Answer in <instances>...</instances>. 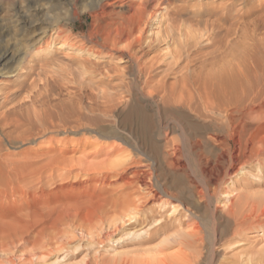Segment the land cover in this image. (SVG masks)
Instances as JSON below:
<instances>
[{
  "label": "rangeland",
  "instance_id": "1",
  "mask_svg": "<svg viewBox=\"0 0 264 264\" xmlns=\"http://www.w3.org/2000/svg\"><path fill=\"white\" fill-rule=\"evenodd\" d=\"M98 1L0 0V113L6 111L3 115L11 119L14 108H10V103L20 107V112L15 107L12 114L18 131L13 128L14 121L8 120L13 125L9 123L3 128L6 125L0 119L3 126H0V264H86L90 261L93 264L94 260L101 264L110 259H144L153 254L147 250L152 251L167 238L142 243L127 235L131 227L123 226L113 233L110 230L107 239L103 236L108 235L107 226L101 224L100 214L110 207V199L115 200L123 193L124 181L112 182L111 188L101 179L86 181L91 176L101 178L100 170L98 174L86 171L92 165L102 169L107 161L106 151L98 155L102 147L108 150L113 145L121 146L118 141H102L95 133L98 122L114 118L112 113L101 111L104 97L125 102L130 93L129 64L127 58L120 55L127 52L126 42L118 45L115 53L107 47H98L101 41L86 50L91 29L105 34V29H98L112 23L90 16ZM162 6L165 7L158 10L155 21L141 27V34L138 30L130 37L141 35V43H145L143 49L139 50L137 44L130 48V52L138 51L137 64L148 69L152 66L150 71L146 68L144 78L152 76V81L156 82L162 76V80L172 82L183 72L187 75L198 70L205 76V69L206 73L211 72L237 55L247 59L243 69L252 70L254 63L255 72L264 69V0H165ZM110 27L111 24L109 32ZM181 45L182 50L176 51ZM25 47L32 49L26 51ZM231 47V52L237 53L233 56L229 53L230 57L226 53ZM174 52H181V56ZM188 57L192 60L188 61ZM202 57L211 58V62ZM4 102L9 103L6 106ZM250 110L256 156L251 159L252 163L248 161L243 172L225 177L221 188L228 196L213 204L218 202L219 209L227 202L226 206L241 204L253 224H247L246 230L241 231H236L232 225L226 227L228 235L215 247L223 264L264 261V103L257 101ZM50 124H56L57 129ZM12 129L17 132L15 135ZM2 130H8L6 135L11 133L10 138L13 135L11 141L8 136V139L2 137L5 134ZM223 148L227 154L232 153L227 146ZM116 159L111 157L110 160ZM89 163L92 165L87 166ZM99 240L102 244L98 247L95 243ZM50 241L54 244H49ZM47 250L49 256H46ZM177 251L178 247H174L167 254ZM42 253H46L45 257Z\"/></svg>",
  "mask_w": 264,
  "mask_h": 264
},
{
  "label": "bare ground",
  "instance_id": "2",
  "mask_svg": "<svg viewBox=\"0 0 264 264\" xmlns=\"http://www.w3.org/2000/svg\"><path fill=\"white\" fill-rule=\"evenodd\" d=\"M164 2L162 0H99L94 8L95 10L91 11L90 14L92 18H100L105 23L107 20H111L112 23H110V32L108 29L109 23L103 24L104 27L100 25L102 28L98 29L99 31L101 29L107 31L108 29L105 34L93 32L94 29H91L88 34L89 46L86 50L91 49V44L99 45L98 42L101 41L102 44L98 47H107L108 51L115 53L118 51L116 47L126 42L124 49L126 48L127 52H121L120 55L126 57L129 64L127 68L129 77L127 85L129 86L128 92H130L128 93V99L123 102L111 96H105L101 111L105 114L112 113L114 118L108 122H98L95 131L102 141L104 140L107 143L118 141L121 146L114 147L113 145L108 150L102 147L98 155L106 151L104 154L107 156V161L102 169L97 168L92 163L87 165H92V168L89 167L88 170L86 169L87 171L84 169L86 173L93 171L94 174L102 171L101 178L91 176L86 181L96 180L98 182L101 179L109 187L111 184L113 185L112 182L124 181L123 189L125 190H122L123 193H119L121 195H118L119 197L116 199L114 198L115 200L108 199L110 207L106 210L104 208V211L101 209L103 211L100 214L101 224H106V233L108 234L105 235L104 233L103 236L108 239L110 232L121 230L125 226L131 227L127 235L137 238L142 243H151L160 237H167L161 244L158 243L159 245L152 251L147 250L153 253L149 258H132L131 260L123 259L122 261H115V259L102 261L100 259L101 264H223L217 257L219 251L215 247L220 245L224 235V237L228 235L225 233L226 227L232 225L236 231H241L246 230L245 227L253 224L250 215L247 216L246 210L245 215L241 204L237 206L235 203H230L227 207V202L226 204L223 203L227 207L226 209H224V205L219 209L218 202L216 204H213V202L215 203L217 199H225L228 196L227 191L222 190L223 187L221 188L223 182L225 183V177L243 172L248 161L256 156L255 146L252 142L255 134L251 130L250 113L248 112L251 107H255L257 101L264 103V69L262 68L260 73L255 72L256 63H254L252 70L243 69L247 59L244 57L239 58L237 55L224 65L217 66L211 72L207 70L209 74L206 73L203 66L205 70L201 71L205 73V76L202 74L201 76L199 70L192 69L198 73L193 72L184 75L185 72H183L182 75L179 74L181 76L177 77L178 79H175V81H169L170 83L162 80V76H160L161 80H156L155 83L152 81V76L144 78L147 70L152 66L148 69L142 64L143 67L137 64L138 57L136 53L138 51L136 49V52H130V48H134L132 46L137 44L140 50V48L143 49L145 43H141V35L134 39L130 37L136 31L141 30V27L145 24H151V20L155 21L158 10H163L165 7L162 6ZM112 27L114 33L111 31ZM233 30L237 31L236 29ZM55 36L58 35L55 34ZM217 44L219 45V43ZM32 47H25L26 51L32 49ZM48 48H46V52L49 53ZM181 48L182 45L176 51L179 52L182 50ZM236 49L239 52L238 48ZM231 50L233 51L232 47L226 54L230 56L229 53H231V56H233L235 52H231ZM221 52L219 51L220 54ZM180 53L176 54L174 52L178 57L181 56ZM215 53L218 54L217 51ZM226 54L225 56H227ZM171 56L173 57V55ZM206 58L202 57L204 61L209 62L210 60L211 62V58ZM218 58L216 59L220 60ZM191 60L189 58L188 61ZM259 61L257 62L259 63ZM217 62L221 64V61ZM217 62L216 64H218ZM188 70L187 72L191 68ZM167 74L169 76L168 72ZM172 74L174 73L172 72ZM168 76L167 79L169 80ZM8 103H5V105L7 106ZM11 104L14 107L10 106V108L15 110L16 106L13 105L14 103ZM6 110H9V108ZM13 110L9 111L14 114ZM16 111L14 112L18 117ZM18 111L20 112V110ZM3 114H1L0 119L6 126L3 127L2 122L0 126L7 128L10 123L8 120H10L14 121L15 127L13 128L16 129L17 121L15 117L12 120L11 113V119H8L10 116L7 118ZM18 119L20 118L18 117ZM29 122L28 119L27 123ZM27 123H24L25 126ZM10 125L13 124L10 123ZM55 126L53 128L57 129L58 126L56 124ZM17 129L16 131H18ZM12 130L14 131V129ZM19 130L21 129L19 128ZM9 131L11 132V130ZM13 131L12 134L15 135L17 132ZM7 132L4 135L2 134V137L7 138L8 136L9 139H7L11 141L13 135L10 138L11 133L6 135ZM19 135L22 136L23 133ZM223 146H227L232 153L227 154L226 149L223 150L225 148ZM111 157L117 159L110 160ZM244 208L246 207L244 206ZM233 235L235 234L233 233ZM102 241L99 240L95 245L99 247ZM51 242L53 241H50L49 244ZM174 247H178V251L174 254H167V251ZM49 252L47 250L46 256H49ZM46 253H42L44 257ZM32 255H35V253ZM90 262L86 264H90ZM97 263L94 260L93 264ZM246 264L252 263L247 262ZM256 264H264V261Z\"/></svg>",
  "mask_w": 264,
  "mask_h": 264
}]
</instances>
